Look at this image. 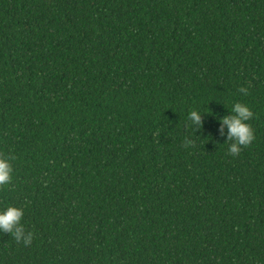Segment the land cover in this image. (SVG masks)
<instances>
[{
    "label": "trees",
    "instance_id": "trees-1",
    "mask_svg": "<svg viewBox=\"0 0 264 264\" xmlns=\"http://www.w3.org/2000/svg\"><path fill=\"white\" fill-rule=\"evenodd\" d=\"M0 152V264H264V0H0Z\"/></svg>",
    "mask_w": 264,
    "mask_h": 264
},
{
    "label": "clouds",
    "instance_id": "clouds-1",
    "mask_svg": "<svg viewBox=\"0 0 264 264\" xmlns=\"http://www.w3.org/2000/svg\"><path fill=\"white\" fill-rule=\"evenodd\" d=\"M237 91L243 95L248 94L246 87H240ZM225 108L228 109L229 114L216 117L220 125L219 133L223 136L225 129L227 130L225 143L231 142L227 148V155L236 157L242 148L248 147L255 140V133L251 124L248 123L253 119L254 113L249 105L240 101L232 102L230 107ZM203 116L204 113L199 108L188 110L186 120L194 134L203 127ZM194 144L195 141L190 136L184 137L183 146L185 148L193 147ZM15 160L16 157L12 153L0 152V189L11 185L15 173ZM24 215V206L7 203L0 207V234H10L16 243L29 246L35 233L26 229L23 223Z\"/></svg>",
    "mask_w": 264,
    "mask_h": 264
}]
</instances>
